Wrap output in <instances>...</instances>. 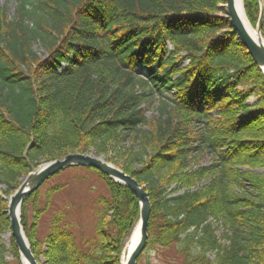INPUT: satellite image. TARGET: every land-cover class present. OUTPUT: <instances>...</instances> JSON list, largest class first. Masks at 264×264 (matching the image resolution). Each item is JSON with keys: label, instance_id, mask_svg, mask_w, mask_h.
<instances>
[{"label": "trees", "instance_id": "1", "mask_svg": "<svg viewBox=\"0 0 264 264\" xmlns=\"http://www.w3.org/2000/svg\"><path fill=\"white\" fill-rule=\"evenodd\" d=\"M11 2L12 14L0 5L4 195L42 163L92 153L148 194L144 251L173 247L181 264H264V175L242 170L264 169V76L220 14L223 1ZM243 9L255 28L258 0H243ZM205 156L211 164L194 168ZM94 172L109 197L96 201L93 238L81 245L62 213L37 238L40 215L62 185L46 192L43 210L38 190L23 200L21 226L38 263L120 264L138 202ZM7 202L0 198V232L9 231Z\"/></svg>", "mask_w": 264, "mask_h": 264}, {"label": "rangeland", "instance_id": "2", "mask_svg": "<svg viewBox=\"0 0 264 264\" xmlns=\"http://www.w3.org/2000/svg\"><path fill=\"white\" fill-rule=\"evenodd\" d=\"M11 1L12 0H0V5L7 7L9 14H12L14 9V4ZM252 28L254 29V27ZM34 51L40 55V57H43L44 51L42 49L35 46ZM157 101L158 96L157 94H154V97L149 98L144 105L146 116L148 118L155 114V108L158 103ZM88 155L94 156L92 153H89ZM99 159L104 160L102 157ZM198 162L201 166H209L211 164V158L205 156L200 157L199 161L196 159L194 168L198 165ZM242 170L249 171L253 174L264 175V169ZM22 180L23 179L20 180L19 186L21 185ZM59 185L63 186L62 189L51 197L50 205L40 215L37 226V238L42 241L48 233L52 217L56 213H62L63 217L61 224H67L70 226L68 230L74 234L78 245H81L93 238L96 223L95 213L98 209L95 203L100 197L108 198V190L101 178H99L92 169L83 167L69 168L60 171L43 183L38 190L37 210L40 211L44 209L46 192ZM5 190V185L0 182V198L4 199V201H9L13 194L6 196L3 193ZM33 214L34 209L30 202L26 207V221L29 226L33 223ZM220 233V230L216 231L217 236H219ZM9 238V231L0 232V247L4 249V253L0 255V258L2 257L9 264H21L19 256L18 259H14L10 255V252H8L10 249ZM44 261L45 259L41 257L40 262L43 263ZM138 264H181V259L176 255L174 248L171 247L167 250L156 249L154 251H144Z\"/></svg>", "mask_w": 264, "mask_h": 264}, {"label": "water", "instance_id": "3", "mask_svg": "<svg viewBox=\"0 0 264 264\" xmlns=\"http://www.w3.org/2000/svg\"><path fill=\"white\" fill-rule=\"evenodd\" d=\"M223 1L226 4L225 12L228 19V26L235 32L237 40H239L242 46L246 49L253 63L264 75V40L261 37L262 21L264 18V6L262 0H258L260 15L255 28L257 38H254L248 32L246 27L238 18L235 12L234 0ZM77 167L96 170L101 175L112 180L114 183L126 187L136 198L139 206V220L124 245L120 256V264H136V260L143 252L147 241V225L150 216V202L148 194L144 190V187L141 186L135 179L125 174L121 169L117 168L113 164L95 156L79 153L69 154L61 159L53 160L40 165L37 169L23 178L21 185L10 197L6 214L9 221L10 236L14 240V245L17 248L21 264H24L23 261L27 264H39L30 250L28 240L26 239L21 226L20 209L24 198L34 193L46 180L60 171ZM136 231L138 233L137 238L134 236Z\"/></svg>", "mask_w": 264, "mask_h": 264}, {"label": "bare ground", "instance_id": "4", "mask_svg": "<svg viewBox=\"0 0 264 264\" xmlns=\"http://www.w3.org/2000/svg\"><path fill=\"white\" fill-rule=\"evenodd\" d=\"M220 7L223 9V13L221 12L220 14H224L226 16V12H225V8H226V4L225 2H223ZM234 7H235V12L238 16V18L240 19V21L242 22V24L246 27V29L248 30V32L254 37L257 38V33L256 31L249 25L248 21L246 20V17L244 15V11L242 9V0H234ZM137 231L135 233V238H137ZM127 251V250H126ZM24 264H27L25 261H23Z\"/></svg>", "mask_w": 264, "mask_h": 264}]
</instances>
